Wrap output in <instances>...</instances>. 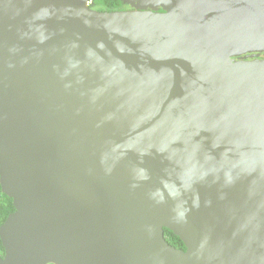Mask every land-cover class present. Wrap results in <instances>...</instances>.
I'll return each instance as SVG.
<instances>
[{
  "label": "water",
  "instance_id": "1",
  "mask_svg": "<svg viewBox=\"0 0 264 264\" xmlns=\"http://www.w3.org/2000/svg\"><path fill=\"white\" fill-rule=\"evenodd\" d=\"M131 4L0 0V264H264V0Z\"/></svg>",
  "mask_w": 264,
  "mask_h": 264
},
{
  "label": "trees",
  "instance_id": "2",
  "mask_svg": "<svg viewBox=\"0 0 264 264\" xmlns=\"http://www.w3.org/2000/svg\"><path fill=\"white\" fill-rule=\"evenodd\" d=\"M95 1H96V4L99 6H105L107 4L108 5L113 4L111 2L113 0H95ZM97 8H99V7H97ZM14 210H15V207L13 205L12 199L7 194L2 192V189L0 186V225L3 224V222L6 220L8 214L13 212ZM165 233L168 235V240L172 245H174L176 247H180V248H185L184 243L182 242L180 237L175 235L170 229L165 228ZM1 247H2V242H1V238H0V250H1ZM2 249H3V247H2Z\"/></svg>",
  "mask_w": 264,
  "mask_h": 264
},
{
  "label": "flooded vegetation",
  "instance_id": "3",
  "mask_svg": "<svg viewBox=\"0 0 264 264\" xmlns=\"http://www.w3.org/2000/svg\"><path fill=\"white\" fill-rule=\"evenodd\" d=\"M111 2L113 3L112 5L107 4L105 6H99L96 4V1L94 0V7L95 8L99 7V8H97L99 10H124V9L134 8V6L131 4V0H113ZM2 247L0 250V257L4 258L5 257V250H4V247H3V249H2Z\"/></svg>",
  "mask_w": 264,
  "mask_h": 264
},
{
  "label": "built area",
  "instance_id": "4",
  "mask_svg": "<svg viewBox=\"0 0 264 264\" xmlns=\"http://www.w3.org/2000/svg\"><path fill=\"white\" fill-rule=\"evenodd\" d=\"M46 264H56V263H53V262H48V263H46Z\"/></svg>",
  "mask_w": 264,
  "mask_h": 264
},
{
  "label": "bare ground",
  "instance_id": "5",
  "mask_svg": "<svg viewBox=\"0 0 264 264\" xmlns=\"http://www.w3.org/2000/svg\"><path fill=\"white\" fill-rule=\"evenodd\" d=\"M1 186V185H0ZM11 198V197H10ZM12 199V198H11ZM13 201V200H12Z\"/></svg>",
  "mask_w": 264,
  "mask_h": 264
}]
</instances>
